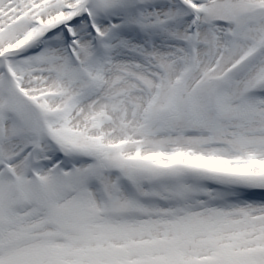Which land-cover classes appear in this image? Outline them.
I'll list each match as a JSON object with an SVG mask.
<instances>
[{"label": "snow or ice", "instance_id": "1", "mask_svg": "<svg viewBox=\"0 0 264 264\" xmlns=\"http://www.w3.org/2000/svg\"><path fill=\"white\" fill-rule=\"evenodd\" d=\"M0 264H264V0H0Z\"/></svg>", "mask_w": 264, "mask_h": 264}]
</instances>
